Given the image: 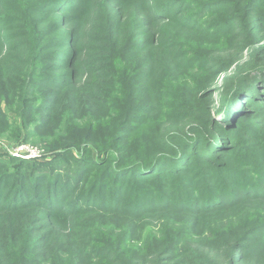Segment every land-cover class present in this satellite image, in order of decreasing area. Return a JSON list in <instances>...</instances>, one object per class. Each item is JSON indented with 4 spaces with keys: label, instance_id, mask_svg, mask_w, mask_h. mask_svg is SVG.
Listing matches in <instances>:
<instances>
[{
    "label": "trees",
    "instance_id": "obj_1",
    "mask_svg": "<svg viewBox=\"0 0 264 264\" xmlns=\"http://www.w3.org/2000/svg\"><path fill=\"white\" fill-rule=\"evenodd\" d=\"M129 1L27 0V11L20 18V25L12 27L9 24H15L16 19L0 17L3 38L0 42V97L8 103L14 102L13 99L22 103L21 109L25 106L26 112H41L43 118L58 112V102L62 112L70 113L73 106L70 101L75 105L84 97L93 109L107 101H120L122 120L116 118L117 123L102 129L107 136L96 146L99 152L121 154L124 149L118 144L131 137L140 120V116L132 114L144 104L137 103L139 97L136 96L143 90V82L155 75H152L153 70H138L133 59H129V51L138 44L151 43L158 54L163 46L151 38L135 43L134 35L123 34V26L130 21L134 29L146 19L140 26L154 23L157 28L156 21L166 20L218 39L236 28L240 18L235 13L227 14L234 0H142L141 6L145 5V9L140 11L139 7L134 13L126 11ZM9 4H12L10 9L23 6L21 0H0L4 11H8ZM241 4L245 17L251 16L256 31H263L264 0H243ZM19 7L16 10H20ZM219 13L227 14L226 18L217 20ZM18 28L25 30L17 33ZM23 37L27 39L25 43L20 41ZM85 41L90 44L83 47ZM172 45L181 46L175 42ZM116 50L118 54L114 57ZM97 51L109 54L96 55ZM24 53L30 56V63L22 69ZM176 54L170 60L174 65H177ZM235 56L230 55L229 60H240ZM253 57H249L248 63ZM39 59L45 63L39 64L37 69L35 61ZM164 59L166 57L162 56L160 61ZM214 60L217 61V57ZM199 61L201 68L202 62H208L206 58ZM112 65L117 67L114 73H105ZM26 70L28 74L23 75ZM248 70L236 78L234 91L227 95L231 99L215 110L217 115L206 132L204 117H208L209 109L198 105L197 98L196 103L179 100L171 105L176 111L167 105V113L159 115V120L165 122L150 133L149 142L131 140L126 161L80 157L74 173L63 178L55 175L49 182L46 174L34 175L23 165L12 181L9 180L11 173L0 172V211L13 216L32 212L34 222L53 216L63 222L86 212L125 217L176 216L178 223L168 226L156 243L139 248L127 247L122 236L96 246H83L78 244L77 237L59 231L60 242L74 244L75 241L84 259L81 261L86 264H264V110L258 111V102L264 103V67ZM37 71L43 75L38 76ZM212 72L213 69L207 73ZM171 74L169 69L164 72L163 90L169 99L181 98ZM109 77L111 81H107ZM98 78L108 83L98 82ZM200 79L189 96L206 86L203 85L205 80ZM108 90L113 91L107 93ZM73 91L77 96L68 101ZM36 96L40 97L37 101ZM191 104L201 112L193 113ZM25 111L18 116L23 117ZM113 115L114 118L117 114ZM247 125H255L257 135L246 130ZM92 129L90 126L89 130ZM135 132L134 137H137ZM255 137L259 141L253 140ZM252 142H258L259 152L254 153ZM4 167L3 162L0 170ZM93 172L98 176L85 189L89 173ZM44 182H47L45 187ZM112 184L114 187L110 188ZM246 203L253 204L256 213L247 221L236 220V216H240L235 213L236 207ZM30 225L23 226L25 239L16 264H66V260L47 261L43 257L48 245L45 235L48 229L43 233L41 227L34 229ZM2 230L7 231L4 227ZM22 234L15 235V241ZM72 253L76 258L73 264H82L74 251Z\"/></svg>",
    "mask_w": 264,
    "mask_h": 264
},
{
    "label": "rangeland",
    "instance_id": "obj_2",
    "mask_svg": "<svg viewBox=\"0 0 264 264\" xmlns=\"http://www.w3.org/2000/svg\"><path fill=\"white\" fill-rule=\"evenodd\" d=\"M21 1V5L23 6H17L20 10H16V6H12L10 9L12 4L6 6L8 11L0 8V17L7 16L9 18L11 17L10 20H17L15 24L13 22L9 24L12 27L13 25L21 24L20 18L24 17V12L27 11L29 2L27 0ZM240 1L242 2L243 0H234V2L229 4L231 12L227 13L229 15H234L233 13H235L237 17H240L239 21L236 22L238 26L232 31H228L227 34L221 35L218 39H213L193 30L183 28L182 26L180 27L179 24L166 22V20L156 21L157 28L154 23L148 24L147 26H140L147 22L146 19L140 22L134 29H131L130 21L127 22V26H123V34L126 36L134 35L136 37L134 40L135 43H141L139 42L141 39L151 38L153 41L156 39L163 46L158 54L152 49L155 46L151 43L138 44L129 51V59H133L134 63L137 64L138 70H153L152 75H155L151 79L149 76L148 81L143 82V90L136 96L139 97L137 103H144L142 104L143 108L140 107L139 110L132 112L133 115L140 116L137 131H134L137 137H134L133 132L128 140H124L118 144L122 145L121 147L124 149L121 154H116L115 152H99L100 148L96 146L97 143L103 142L107 136L102 129L117 123L118 120L116 118L122 120L121 111L119 110L120 101H107L108 103H102V106L93 109L89 105L87 97H84L82 99L83 101L79 99L75 105L70 101L71 106L73 105L70 113H68L69 111L62 112L60 102H58V112L56 110L48 118H43L41 117V112H26L23 110L25 106L21 109L22 103L15 101L13 98L14 102L8 103L0 97V164L5 163V167L1 168L0 172L11 173L9 180L12 181V179L17 177L23 165L25 169H29L34 175L37 173L46 174L48 176L47 182H49V179H52L55 175H60L63 178L66 174L74 173L78 167L76 160L80 157L91 156L97 159L111 157L112 161L116 159L118 161H126V156L129 155L128 147L132 144L131 140H137V142L143 143L149 142L152 138L150 133L165 122L159 120V115H165L167 113L165 111L167 105L173 109L171 105H175L179 100L181 102V100L186 101L187 99L188 103H193L197 98L198 105L209 109L208 117H204L207 122H205L203 130L206 132L209 124L213 121V117H216L217 111L223 105V102L225 101L227 103L231 99L227 95H230L234 91L236 80L243 76L245 72L249 71L248 69L250 68L264 67V30L256 31L255 25L250 20L251 16L248 18L245 17L247 15L242 11L243 6ZM142 3V0H130L127 3L128 7L126 11L134 13V9H138L139 7L141 11L145 9V5L141 6ZM227 14L219 13V18L216 19L226 18ZM7 26L8 24H6L5 29ZM24 30V28H18L15 31L19 33V31ZM96 35L98 34L96 33ZM120 39L123 41L124 36L122 35ZM26 40L25 37L20 39L24 43ZM2 41L3 38L0 36V42ZM173 42L176 45L181 44V46L179 48L174 47L172 45ZM89 44V41L82 43L83 47ZM214 52H218V54L215 55ZM84 53L85 51L81 55H84ZM99 53L98 51L95 52L96 55L101 56H107L109 54L108 51ZM174 53H178L174 58L177 65L170 62L171 56ZM117 54L118 51L116 50L113 54L114 57ZM230 55H236L235 57L240 58V60L233 62L234 60H229ZM253 55L254 60L248 63L251 60L249 57ZM162 56L166 57V59L160 61ZM214 57H217V61L214 60ZM199 58L201 60L205 58L208 60V62H202V68ZM22 60L24 61L22 69H24L30 63V56L24 53ZM41 63H45V61H40V59L35 61L37 69ZM118 67H121V65ZM116 68L115 65H112L104 71L105 73L110 72L112 74ZM168 69L169 73H172L169 76L175 82L177 93L182 94V99L180 97L177 99H169L163 90L165 87L164 72L168 71ZM211 69H213V72L210 74L207 73ZM22 74L27 75L28 71L26 70ZM39 74L43 75L42 72L37 71L38 76ZM158 78H160L159 83H157ZM200 78L205 80L203 85L206 86L198 91L196 90L193 96H189L190 91H195L192 88ZM111 79L112 77H109L107 81H111ZM96 80L98 82L108 83L102 80V78ZM152 80H154V83L151 82ZM7 84L10 85V82L8 81ZM112 91L108 90L107 93ZM70 94L68 101L77 96V93L74 91ZM262 96L264 97V94ZM31 99L34 100V98ZM38 99L40 97L36 96L35 101ZM103 99L105 100V98ZM191 105L195 109L191 110L193 113L197 115L201 112L198 111L195 104ZM258 105L260 106L258 111H263L264 103L262 100L258 102ZM148 109L151 110L148 111ZM22 111H25V115L19 117L18 115ZM113 113L117 114L114 118ZM28 118H30V121ZM243 121L248 120L243 119ZM74 126H77V128L73 129ZM90 126L93 128L92 130H89ZM246 128V130L257 135L255 125H247ZM201 140L203 141V139ZM253 140L259 141L258 137H255ZM252 143V148H255L254 153L259 152L260 145H258V142ZM233 149H235V146ZM27 155L29 156L24 158ZM24 161H33V163L29 164ZM109 162L112 163L110 160ZM252 164L253 161L250 160V165ZM96 176H98L96 172L89 173L87 182L84 184L85 189L90 186L89 184L93 183ZM31 177L33 178V176ZM47 182H44V187ZM109 187L113 188L114 184ZM235 213L240 215L236 216V220L247 221L256 213V207L251 203H246L236 207ZM39 217H41V214ZM0 221L2 222L0 224V233L3 232L1 235L3 241L0 246L1 264H16L18 262L20 259L18 257L20 248L25 239L23 226L29 223L31 224L30 227L34 229L41 227V232L48 229L47 233H45L48 245L44 248L45 253L43 257L47 261L59 258L62 261L66 260L68 264H73L72 261L76 262V258L73 257V251L75 253L74 256L77 255L80 261L84 259L80 256L75 241L74 244L60 242L58 237L59 231L77 237L78 240L76 239V241L78 244L82 243L83 246L85 244L96 246L102 241L110 242V239L114 240L122 236L126 240L127 247L139 248L142 245L156 243L166 233L168 226L178 223L176 216L173 217L170 214L149 217H125L122 215L94 212L81 213L78 216L69 217L63 222L54 218V216L52 218L48 217L42 222H34L32 212H22L13 216L7 212L3 213L0 211ZM59 226V229L56 228ZM2 227L7 231H3ZM131 230L136 232L132 233ZM20 233L22 235L15 241V235H19ZM154 239L156 240L155 242H153ZM81 262L82 264H86L83 261Z\"/></svg>",
    "mask_w": 264,
    "mask_h": 264
},
{
    "label": "built area",
    "instance_id": "obj_3",
    "mask_svg": "<svg viewBox=\"0 0 264 264\" xmlns=\"http://www.w3.org/2000/svg\"><path fill=\"white\" fill-rule=\"evenodd\" d=\"M29 155L25 156L24 158H27ZM32 156V155H31Z\"/></svg>",
    "mask_w": 264,
    "mask_h": 264
}]
</instances>
